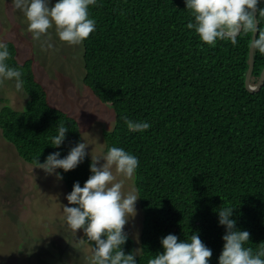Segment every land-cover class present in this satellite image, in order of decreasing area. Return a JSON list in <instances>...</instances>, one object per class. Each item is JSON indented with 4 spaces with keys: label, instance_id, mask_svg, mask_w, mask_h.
I'll list each match as a JSON object with an SVG mask.
<instances>
[{
    "label": "trees",
    "instance_id": "1",
    "mask_svg": "<svg viewBox=\"0 0 264 264\" xmlns=\"http://www.w3.org/2000/svg\"><path fill=\"white\" fill-rule=\"evenodd\" d=\"M89 10L96 30L83 41V82L116 113L115 127L104 132L107 149L122 147L139 159L135 184L143 221L137 264L163 252L162 237L190 239L197 231L212 249L210 264H218L225 233L220 207L235 208L237 228L251 234L245 247L264 248V86L253 93L246 88L252 34L239 36L236 45H207L187 28L194 17L185 0H98ZM259 28L264 30V17ZM6 43L7 63L22 72L24 82L20 91L11 90L27 98L23 110L3 100V137L32 165L54 151L66 156L81 142L78 121L50 103L34 60L20 64L17 47ZM263 70L264 55L255 51L252 85ZM125 118L151 127L130 132ZM60 124L69 131L57 149L49 144ZM91 162L87 156L74 170L58 169L69 193L75 182L83 186L89 178ZM83 239L93 250L94 242ZM134 247L129 236L124 250Z\"/></svg>",
    "mask_w": 264,
    "mask_h": 264
},
{
    "label": "clouds",
    "instance_id": "2",
    "mask_svg": "<svg viewBox=\"0 0 264 264\" xmlns=\"http://www.w3.org/2000/svg\"><path fill=\"white\" fill-rule=\"evenodd\" d=\"M97 2L56 0L52 4V0H11L14 9L25 15L32 38L42 41L41 47L46 48L53 45L42 37H49V29L53 27L59 39L70 45H79L89 38L96 30V21L91 18L89 9ZM262 3L264 0H185L186 9L194 17V22L190 21L187 28L194 29L200 40L211 47H215L218 40H230L236 45L239 36L251 33L249 46L254 51L255 68V51L264 55V30L257 28L260 18L264 17V8H258ZM257 31V37L253 38ZM10 55L8 44L0 41V84L5 80L14 81L15 89L20 91L24 83L22 72L7 63ZM259 84L251 85L258 87ZM125 122L130 132H144L151 127L143 120L125 118ZM68 131L66 124L58 125L57 134L51 137L49 145L61 148ZM82 141L71 147L66 156L61 157L60 151H54L43 163L37 159L36 168L62 180L63 174L57 169L63 172L74 170L90 155L91 175L83 186L79 181L75 182L72 191L66 195L68 204L62 209L66 224L76 235L82 230L87 240L94 242L90 264H137L136 257H139L141 248L126 253L124 245L129 238L125 226L137 215L136 202L140 196L135 189L125 192L124 186L126 180L134 178L139 159L116 146L93 156L92 149L90 153L87 151L90 144L83 138ZM234 209L228 206L217 211L218 223L225 228L218 264H264V248L254 252L251 247H245L251 234L237 228V221L232 218ZM136 238L138 240V233ZM160 243L163 252L156 253L148 264H210L213 255L198 231L184 240L170 233L162 237Z\"/></svg>",
    "mask_w": 264,
    "mask_h": 264
},
{
    "label": "rangeland",
    "instance_id": "3",
    "mask_svg": "<svg viewBox=\"0 0 264 264\" xmlns=\"http://www.w3.org/2000/svg\"><path fill=\"white\" fill-rule=\"evenodd\" d=\"M49 33L42 40L47 39L53 47H41L42 41L34 40L28 31L25 15L14 9L11 0H0V41L17 47L20 64L34 60L36 78L46 88L50 103L78 121L81 142L83 138L90 144L87 151L92 149L93 156L106 152L104 132L115 127L116 113L83 82L84 45L61 41L55 27ZM12 82L0 84V110L4 99H9L15 110L25 108L27 96L13 94ZM36 167L20 157L0 129V264H90L92 248L84 242L83 231L76 235L65 221L62 209L68 204L69 192L64 182ZM133 189L137 194L135 176L124 186L125 192ZM136 208L137 215L125 226L134 250L141 248L143 214L139 199Z\"/></svg>",
    "mask_w": 264,
    "mask_h": 264
},
{
    "label": "water",
    "instance_id": "4",
    "mask_svg": "<svg viewBox=\"0 0 264 264\" xmlns=\"http://www.w3.org/2000/svg\"><path fill=\"white\" fill-rule=\"evenodd\" d=\"M257 28H259V24H257ZM257 35H258V31L256 33H254L253 38H256ZM249 56H250V70H249L248 75L246 77V88L249 92L253 93V92H257L262 87L263 82H264V72L262 74L259 86L258 87L252 86L251 85V77H252V73L254 70V51L251 48H250Z\"/></svg>",
    "mask_w": 264,
    "mask_h": 264
}]
</instances>
